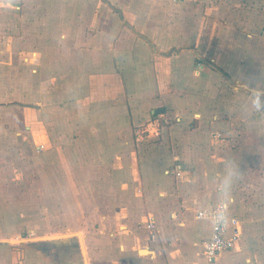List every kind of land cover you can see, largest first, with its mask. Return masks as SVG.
Listing matches in <instances>:
<instances>
[{
	"label": "crops",
	"instance_id": "1",
	"mask_svg": "<svg viewBox=\"0 0 264 264\" xmlns=\"http://www.w3.org/2000/svg\"><path fill=\"white\" fill-rule=\"evenodd\" d=\"M45 1L42 19L45 26L40 29V40L32 41L31 46L18 42L15 36L8 42L0 41V97L6 66L11 68L10 84L14 79L17 86L22 82V76L18 79V65L28 74L24 77V91L14 89V99L0 100V250L11 247L16 255L22 252L26 262L29 261L26 264L199 262L202 242L211 235L212 225L209 234L201 236L202 229L195 224L201 221L196 217L197 209L213 207L216 193L213 175L198 176L197 172L183 169L179 159L187 143L179 132L184 128L193 132L198 124L206 122L208 109L188 95L203 91L208 72L195 69L201 59L206 69L211 68L231 83L234 81L215 61L201 57L196 47L166 52L131 28L123 29V38L116 43L94 41L89 44L91 48L83 47L82 41L77 40L81 37L77 19L74 24L70 20L71 12L76 10L74 0ZM102 1L124 16L109 1ZM2 5L0 2V10ZM251 78L264 79L257 73ZM12 92L7 96L12 97ZM222 105L216 107L225 109ZM229 106L227 109L233 108L235 113L234 107H239ZM2 109L10 111L9 124L20 122L28 132L42 134L48 145L53 146L55 153L51 152L50 158L45 155V159L58 168L60 183L41 192L43 202H47V216L52 197L56 200L54 206L68 202L66 193L79 186L77 176L83 167L101 172L110 192L118 198L113 204L115 211L97 219L90 215L85 227L81 225L82 214L66 230L42 233L39 238L23 240L22 244L7 242L22 231L19 224L29 225L33 219L25 217L32 212H14L10 204L16 191L10 190L9 180L17 160L16 156L12 158L11 148L8 154L2 151ZM155 116L165 117L164 122L171 126L167 129ZM149 120L159 123L158 136L141 135ZM193 122L197 123L194 127ZM9 132L5 136L11 142ZM15 134L22 135L17 131ZM61 177L67 181L66 185ZM64 185L68 188H63ZM78 188L86 192L81 186ZM133 188L140 194L130 201L128 193ZM235 201L234 197L229 216L239 220L242 236L232 249L219 254L214 264H264L247 249L245 222L236 210ZM133 208L137 215L144 210L140 219L133 217ZM151 219L156 225L153 237L147 228ZM59 235L67 237L39 240Z\"/></svg>",
	"mask_w": 264,
	"mask_h": 264
},
{
	"label": "rangeland",
	"instance_id": "2",
	"mask_svg": "<svg viewBox=\"0 0 264 264\" xmlns=\"http://www.w3.org/2000/svg\"><path fill=\"white\" fill-rule=\"evenodd\" d=\"M107 1L121 10L124 16L121 17L118 12L111 10L102 0L72 2L76 10L71 12L73 17L70 20L74 24L77 19L78 35L81 36L77 40L82 41L83 47L91 48L89 44L94 41L116 43L123 38V29H133L131 31L153 41L166 52L181 47H196L201 57L215 61L216 66L224 70L234 81L231 83L226 77L213 73L211 68L206 69L204 61L198 60L200 62L196 64L195 69L208 72V77L205 79L203 91L188 95L193 101L208 109L204 117L206 122L197 125L194 120L191 126L194 127L195 124L197 126L193 132L185 128L179 132L187 143L183 147V156L179 154L181 156L179 162L183 169L192 170L195 174L197 172L198 176L209 177L211 174L214 179V175L223 169L227 158L235 161L240 175L233 185L232 196L236 199V210L240 212L239 216L245 222L247 249L252 256H258L264 262V127L257 126L254 123L256 117L245 113L247 93L242 87L245 79L255 76L256 73L264 78V0ZM0 2L4 4L0 10V41L8 42L11 36H15L18 42L31 46L32 41L41 39L40 29L45 26L42 23L45 16V11L43 12L45 0ZM64 37L67 40V37ZM202 68L205 69L201 70ZM20 69L18 65V79L22 76L19 86L15 79L10 84L11 68L6 66L3 69L1 81L3 95L0 97L3 102L15 98L14 89L24 91V77L27 73ZM236 85L242 88L240 94L234 92ZM11 91L13 96H7ZM19 98L22 99L20 96ZM218 104H223L222 106L225 105L226 108L219 110L220 106L216 107ZM234 104L239 106L234 107L236 113L233 108L227 109L229 105ZM9 113L10 111L6 112L5 109L1 111L2 151L7 154L11 152L12 158L16 156L17 160L11 172L13 177L9 180L10 190L16 191L11 193L10 204L14 212H32L25 217L33 219V222L29 225L24 222L19 224L22 231L7 242L21 243L28 238H39L42 233L66 230L68 226L75 224V218L78 222L82 214L81 225L85 227L90 215L97 219L102 214L115 211L113 204L118 202V198L110 192L111 189L107 187L101 172L83 167L79 169L77 181L86 192L77 186L66 193L69 203L66 200L59 206H54L56 200L52 197L53 200H49V206L52 208L47 216L48 211H45L48 208L47 202H43L41 192L60 183L57 178L58 168L51 163L49 165L45 159V155H49V158L52 156L53 146L48 145L45 136L34 131L28 132L20 122L17 125L9 124ZM20 114L17 110L18 117ZM155 117L163 126L167 125L164 122L165 117ZM216 121L220 124H216ZM169 126L171 125L166 126L167 129ZM167 129H164V133ZM8 131L12 132L11 142L5 136ZM16 131L22 135L16 136ZM191 143L193 144L190 145ZM70 148L72 154L73 147ZM61 179L63 184L67 182L62 177ZM70 181H73V178H70ZM65 185L63 188H68ZM73 186L71 188H75ZM213 191L215 193V188ZM128 194L131 201L140 193L137 188H133ZM133 210H135L133 217L140 219L144 210L138 215L136 208ZM195 224L202 229L201 236L209 234L211 225L203 221H195ZM1 249L0 264L29 263L22 252L16 255L11 247Z\"/></svg>",
	"mask_w": 264,
	"mask_h": 264
},
{
	"label": "clouds",
	"instance_id": "3",
	"mask_svg": "<svg viewBox=\"0 0 264 264\" xmlns=\"http://www.w3.org/2000/svg\"><path fill=\"white\" fill-rule=\"evenodd\" d=\"M243 91L247 93V103L244 106L246 114H251L256 119L254 123L264 127V80L248 78L243 84ZM240 85L234 86V92L240 94ZM240 175L238 165L232 158H227L223 169L216 173L213 183L215 185L216 202L213 207L202 206L197 209L201 221L213 227L225 223L229 219L231 206L233 204L232 189Z\"/></svg>",
	"mask_w": 264,
	"mask_h": 264
},
{
	"label": "built area",
	"instance_id": "4",
	"mask_svg": "<svg viewBox=\"0 0 264 264\" xmlns=\"http://www.w3.org/2000/svg\"><path fill=\"white\" fill-rule=\"evenodd\" d=\"M160 134L159 123L149 120L141 130V135L158 136ZM198 215V213H197ZM198 219L199 217L196 216ZM147 228L153 237V231L156 228L153 220H149ZM242 231L240 222L235 216H229L224 224L212 226L211 235L202 242V258L199 262L192 264H214L219 254L230 250L241 238Z\"/></svg>",
	"mask_w": 264,
	"mask_h": 264
},
{
	"label": "water",
	"instance_id": "5",
	"mask_svg": "<svg viewBox=\"0 0 264 264\" xmlns=\"http://www.w3.org/2000/svg\"><path fill=\"white\" fill-rule=\"evenodd\" d=\"M77 236H79V234H77ZM65 237H67V236H51V237H46V238H42V239H39V240H45V241H47V240H52V239H57V238H65Z\"/></svg>",
	"mask_w": 264,
	"mask_h": 264
}]
</instances>
